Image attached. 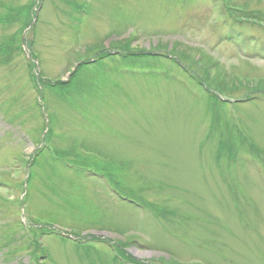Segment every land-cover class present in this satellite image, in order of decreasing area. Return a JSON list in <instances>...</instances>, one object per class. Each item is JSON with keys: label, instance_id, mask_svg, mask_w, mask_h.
Wrapping results in <instances>:
<instances>
[{"label": "rangeland", "instance_id": "374dc122", "mask_svg": "<svg viewBox=\"0 0 264 264\" xmlns=\"http://www.w3.org/2000/svg\"><path fill=\"white\" fill-rule=\"evenodd\" d=\"M10 7L54 86L0 57V264H264V0Z\"/></svg>", "mask_w": 264, "mask_h": 264}, {"label": "trees", "instance_id": "16d2710c", "mask_svg": "<svg viewBox=\"0 0 264 264\" xmlns=\"http://www.w3.org/2000/svg\"><path fill=\"white\" fill-rule=\"evenodd\" d=\"M15 8H8L9 13L5 14L4 16L0 17V22L2 24H6V23H13V21L16 18H20L22 15H24L25 13H27L29 11V8H21L19 9V15L17 16H11L12 13H14ZM33 22V18L32 20H28V22H25L22 25V28H20L21 32H24ZM12 40H9L7 43H5L4 45H1L0 47V57L2 59H4V62H8L11 55L17 51V49L19 48V50L21 51V47H20V43H21V33H20V37H18V35L11 37ZM37 155H35L34 157H32V160L29 162L31 167L34 166L37 163ZM152 206V205H150ZM156 211L159 210L158 206H152ZM44 234V233H43ZM132 261H136V259H134L133 257H131Z\"/></svg>", "mask_w": 264, "mask_h": 264}]
</instances>
